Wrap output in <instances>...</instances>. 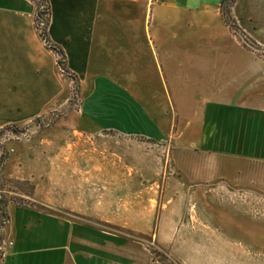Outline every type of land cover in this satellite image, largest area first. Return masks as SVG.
Listing matches in <instances>:
<instances>
[{
  "label": "crops",
  "instance_id": "crops-1",
  "mask_svg": "<svg viewBox=\"0 0 264 264\" xmlns=\"http://www.w3.org/2000/svg\"><path fill=\"white\" fill-rule=\"evenodd\" d=\"M49 3L48 33L79 79L81 106L67 110L74 80L43 41L34 2L0 0V130L65 109L81 135L172 137L188 147L185 164L168 171L163 189L171 205L157 216L158 171L143 162L35 158L33 149L47 144L20 143L22 154L8 159L5 174L37 181L35 205L5 207L0 264H160L144 240L156 233L179 264H222L210 241L234 235L191 225L219 223L222 209L236 207V194H264V178L247 173H264V50L243 39L264 49V0H235L236 29L223 0ZM79 166L88 171L74 174ZM43 178L54 182L49 195ZM94 183L118 189L96 193ZM198 207L207 215L191 213ZM97 220L131 234L111 233Z\"/></svg>",
  "mask_w": 264,
  "mask_h": 264
},
{
  "label": "rangeland",
  "instance_id": "rangeland-1",
  "mask_svg": "<svg viewBox=\"0 0 264 264\" xmlns=\"http://www.w3.org/2000/svg\"><path fill=\"white\" fill-rule=\"evenodd\" d=\"M36 5L37 12L42 10V4L40 0H32ZM47 18V15H45ZM77 89H79L76 82H73L72 98L73 103L70 104L68 111L79 109L81 106L80 95H77ZM67 110H61V112L54 113L48 119H38L34 124H28L26 126L19 127L20 132L15 133L13 130L5 131L1 138L0 143L3 150L0 149V208L2 206L7 207L8 204L13 203L18 207H33V203L30 198L34 196L35 189H37V181L30 180H17L8 178L5 174L6 163L10 157L15 158L22 152H17L18 145L25 142H45L47 145H41L42 148L33 149L34 157H47V158H63V160H95L96 162H113V163H135L143 162L149 169L150 167L154 171H158V188L156 192L157 196V216L160 212L165 210L166 203L170 206L171 203L167 202L166 190L163 189V183L166 181V176L169 175L168 171H171L173 166L182 167L184 163V153L187 150V146L183 143L177 142L174 145L173 138L167 141H154L141 138H114L109 135L101 136H86L74 132L76 126V120H67L65 115ZM1 131V130H0ZM45 146L46 148H43ZM31 151V150H30ZM29 149L26 155H31ZM7 152V158L4 162L1 161V156ZM5 164V165H4ZM239 168H245L241 166ZM65 169V167H64ZM71 170V168H69ZM76 172L82 175L88 171L86 167H75ZM102 171L101 169H96ZM246 170V168H245ZM119 172V171H116ZM129 172V171H128ZM131 173V172H129ZM247 173L257 174L261 178H264V173L261 171H254L247 169ZM66 182V183H65ZM42 192L46 195L51 194L54 182L47 181L43 178ZM64 185H70L68 180L63 181ZM79 191L83 190L85 185L77 184ZM93 191L100 193L101 190L109 193L113 189L117 190L118 187L112 185H97L94 183ZM129 188V187H128ZM135 187H130V191H134ZM142 189H145L142 187ZM256 192V191H255ZM236 207L232 209H222L220 211L219 223H198L193 222L191 225L194 230L204 229L210 231H227L234 235V240H202L210 241L212 245L217 248L216 253L213 255L217 258H222V264H264V194L260 192L252 194H236L230 198ZM38 204V203H37ZM40 206L46 210H50L46 207V203L40 204ZM199 212V213H198ZM191 213L195 216H200L204 213L207 215V211L203 207L192 208ZM158 218V217H157ZM95 219V218H92ZM6 221V217L0 211V231ZM101 226H104L107 231L111 233H124L130 235V230L125 226L113 224L111 222H99ZM158 222V219H157ZM142 237V236H140ZM170 241L174 238H166ZM148 246L151 248L154 254V261L160 264H179L171 255L170 250L166 249L159 242L157 233L154 237H148L145 239ZM0 236V243H1ZM214 252V251H213ZM1 254V251H0ZM214 257V256H213Z\"/></svg>",
  "mask_w": 264,
  "mask_h": 264
},
{
  "label": "trees",
  "instance_id": "trees-1",
  "mask_svg": "<svg viewBox=\"0 0 264 264\" xmlns=\"http://www.w3.org/2000/svg\"><path fill=\"white\" fill-rule=\"evenodd\" d=\"M42 7H44L43 11H38L37 12V23L39 24L41 22V20H45L46 21V25L45 28L43 30L40 31V35L43 38V41L45 42L46 46L48 48H50L52 51H54L55 53H57V55L59 56L60 60L58 61L59 65L61 66L62 70L64 71V73H66V75L69 78H72L74 80V82L77 83L79 89H77V95H80V82L77 76L73 75L70 71H68L67 69V56L65 51L58 45L54 44L51 42L49 33H48V24H49V20H50V14H51V5L49 3V0H40ZM235 3V0H223V14L225 16V19L227 21V23L232 24V26L234 27V29L237 28V26H235L234 23H232V20L230 19V12H231V8L233 7V4ZM45 15H47V18H45ZM73 103V100L70 101V104ZM7 130H13L15 131V133L20 132L19 127L15 126V125H9L7 127H5L4 129H2L0 131V138L2 136V134L7 131ZM0 149L3 150L1 143H0ZM7 152H5L2 156H1V161L4 162L5 159L7 158ZM0 211L3 213V215L6 217V221L8 219V214L6 212V209L4 206H2L0 208ZM5 222V221H4Z\"/></svg>",
  "mask_w": 264,
  "mask_h": 264
},
{
  "label": "built area",
  "instance_id": "built-area-1",
  "mask_svg": "<svg viewBox=\"0 0 264 264\" xmlns=\"http://www.w3.org/2000/svg\"><path fill=\"white\" fill-rule=\"evenodd\" d=\"M44 7H42V10L43 11ZM37 25V28H38V31L40 32L41 30H43L45 28V25H46V21L45 20H41V22L39 24H36ZM60 60V58L58 57V61ZM59 64V63H58ZM60 66V65H59ZM61 68V66H60ZM62 69V68H61ZM63 71V70H62Z\"/></svg>",
  "mask_w": 264,
  "mask_h": 264
},
{
  "label": "water",
  "instance_id": "water-1",
  "mask_svg": "<svg viewBox=\"0 0 264 264\" xmlns=\"http://www.w3.org/2000/svg\"><path fill=\"white\" fill-rule=\"evenodd\" d=\"M243 39L248 43V46L249 47H251V48H253V49H257V50H264V49H259V48H257V47H255L252 43H250L249 41H248V39L247 38H245L244 36H243ZM1 233V232H0ZM1 246H2V243H0V248H1Z\"/></svg>",
  "mask_w": 264,
  "mask_h": 264
}]
</instances>
